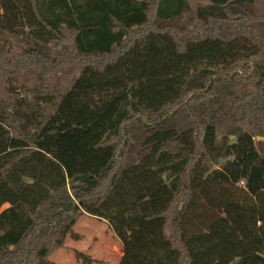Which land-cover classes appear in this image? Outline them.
I'll return each mask as SVG.
<instances>
[{
  "label": "trees",
  "instance_id": "1",
  "mask_svg": "<svg viewBox=\"0 0 264 264\" xmlns=\"http://www.w3.org/2000/svg\"><path fill=\"white\" fill-rule=\"evenodd\" d=\"M84 215L117 264H264V0H0V264Z\"/></svg>",
  "mask_w": 264,
  "mask_h": 264
},
{
  "label": "rangeland",
  "instance_id": "2",
  "mask_svg": "<svg viewBox=\"0 0 264 264\" xmlns=\"http://www.w3.org/2000/svg\"><path fill=\"white\" fill-rule=\"evenodd\" d=\"M121 255V244L108 224L84 215L72 227L64 246L41 264H117Z\"/></svg>",
  "mask_w": 264,
  "mask_h": 264
}]
</instances>
